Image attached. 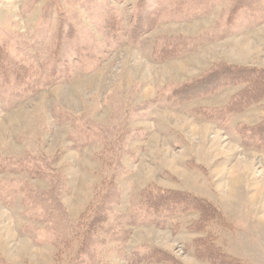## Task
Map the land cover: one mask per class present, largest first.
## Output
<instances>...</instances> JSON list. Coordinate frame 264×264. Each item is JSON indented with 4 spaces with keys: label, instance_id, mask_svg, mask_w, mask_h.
<instances>
[{
    "label": "rangeland",
    "instance_id": "obj_1",
    "mask_svg": "<svg viewBox=\"0 0 264 264\" xmlns=\"http://www.w3.org/2000/svg\"><path fill=\"white\" fill-rule=\"evenodd\" d=\"M235 1L0 0V264H215L208 235L264 264V97L184 89L264 69V0Z\"/></svg>",
    "mask_w": 264,
    "mask_h": 264
},
{
    "label": "trees",
    "instance_id": "obj_2",
    "mask_svg": "<svg viewBox=\"0 0 264 264\" xmlns=\"http://www.w3.org/2000/svg\"><path fill=\"white\" fill-rule=\"evenodd\" d=\"M258 0H236L235 1V9L238 7H251L255 4ZM226 71L230 74L229 80L234 81V84L242 83L244 88L241 91L240 101L244 104V107H248L249 105L261 101L264 97V69L249 67V66H237V65H224V67L217 68L216 72L211 73L210 75H206V77L201 78L198 81L193 82L191 85H187L184 87L185 90H192L194 87L205 89L208 83L218 84L219 82L223 81V77L227 78L225 74ZM216 75V76H214ZM216 77L214 82H209V78ZM216 81V82H215ZM248 133H251V136L255 137L258 135L260 137L259 142L262 141L264 138V119L260 122V124L256 125L253 129H248ZM195 199V198H194ZM185 202V201H184ZM188 204V202H186ZM191 204V203H190ZM154 207V206H153ZM195 209L201 211V219L199 221V229H203L204 225L208 223L209 220H214L217 217V210L211 203L207 201L200 200V202L194 206ZM220 216V215H219ZM219 219V218H218ZM93 227L96 224V219L91 220ZM197 247L196 255L200 259L207 260L210 263L212 260L209 258L210 255L214 260L217 261L219 259L220 262L215 264H241L238 261L231 259V257H226L225 255L221 254L219 249L215 246L213 242H211L210 235L205 236L203 238L196 239L194 243ZM165 258H150L153 261L162 262H170V264H183L181 261L176 260L175 258L170 259V256H167L162 253ZM149 260V261H151ZM226 260V261H223Z\"/></svg>",
    "mask_w": 264,
    "mask_h": 264
}]
</instances>
